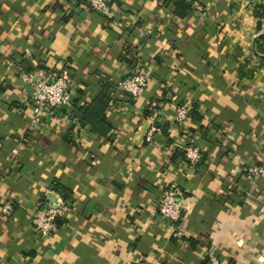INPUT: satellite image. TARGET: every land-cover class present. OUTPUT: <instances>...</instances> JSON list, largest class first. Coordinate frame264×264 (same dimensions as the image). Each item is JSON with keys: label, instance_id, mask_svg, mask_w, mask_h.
<instances>
[{"label": "crops", "instance_id": "0c3cea01", "mask_svg": "<svg viewBox=\"0 0 264 264\" xmlns=\"http://www.w3.org/2000/svg\"><path fill=\"white\" fill-rule=\"evenodd\" d=\"M262 35L264 0H114L110 17L82 0H0V264H206L213 251L264 264V175H248L264 166ZM64 70L77 124L37 126L27 78ZM139 70L151 80L135 98L120 83ZM103 94L99 135L83 112ZM170 182L184 192L177 238L158 213ZM54 192L68 210L42 240L32 213L56 209Z\"/></svg>", "mask_w": 264, "mask_h": 264}, {"label": "built area", "instance_id": "2783aa9c", "mask_svg": "<svg viewBox=\"0 0 264 264\" xmlns=\"http://www.w3.org/2000/svg\"><path fill=\"white\" fill-rule=\"evenodd\" d=\"M83 4L101 13L106 17L113 14L114 0H82ZM150 76L141 72H135L132 76L120 83V89L132 97L141 96L150 83ZM27 82L31 84L30 104L34 123L37 126L50 125L53 121H61L70 125L77 124V107L75 97L77 96V83L68 70L52 76H42L35 78L29 76ZM191 116L190 106H180L176 112L173 122L177 126H185ZM160 129L155 125L150 128L146 135V140L151 142ZM195 141V140H194ZM187 145L184 149L183 164L187 169H193L202 158V149L195 142ZM248 175L254 180H258L264 175V166H256L248 170ZM57 206L56 209L48 208L43 203H39L32 213V224L40 239L48 238L54 231L57 218H63L68 210L64 200L54 192ZM59 196V197H57ZM183 196L181 186L176 182H170L164 192L158 206L159 216L169 225L172 236H180L179 222L183 216ZM15 205L13 201H8L2 207L4 216H11L14 213ZM1 237V236H0ZM206 264H222L218 251L209 252Z\"/></svg>", "mask_w": 264, "mask_h": 264}, {"label": "trees", "instance_id": "16d2710c", "mask_svg": "<svg viewBox=\"0 0 264 264\" xmlns=\"http://www.w3.org/2000/svg\"><path fill=\"white\" fill-rule=\"evenodd\" d=\"M181 5V3H178ZM178 9L180 7H177ZM256 52L259 55L264 56V36L260 38L259 42L256 45ZM106 96L105 94L101 95V97L95 99L92 104L84 111V117L85 120L88 121L89 124L92 125L95 132H97L99 135H103L106 132V128L108 126L105 123V119H103V112L106 108ZM56 191L62 195L63 199L65 201H68L70 193L68 190L61 188V187H55Z\"/></svg>", "mask_w": 264, "mask_h": 264}, {"label": "water", "instance_id": "95a60500", "mask_svg": "<svg viewBox=\"0 0 264 264\" xmlns=\"http://www.w3.org/2000/svg\"><path fill=\"white\" fill-rule=\"evenodd\" d=\"M263 36H264V35H262L261 37H263ZM261 37H260V38H261ZM52 202H54V201H52Z\"/></svg>", "mask_w": 264, "mask_h": 264}]
</instances>
